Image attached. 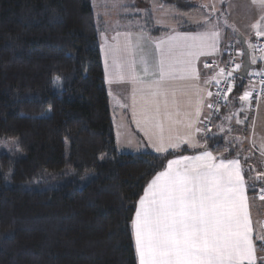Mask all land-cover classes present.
I'll use <instances>...</instances> for the list:
<instances>
[{
	"label": "trees",
	"instance_id": "trees-1",
	"mask_svg": "<svg viewBox=\"0 0 264 264\" xmlns=\"http://www.w3.org/2000/svg\"><path fill=\"white\" fill-rule=\"evenodd\" d=\"M98 35L90 0H0V264H137L130 209L162 169L116 148Z\"/></svg>",
	"mask_w": 264,
	"mask_h": 264
},
{
	"label": "snow or ice",
	"instance_id": "snow-or-ice-1",
	"mask_svg": "<svg viewBox=\"0 0 264 264\" xmlns=\"http://www.w3.org/2000/svg\"><path fill=\"white\" fill-rule=\"evenodd\" d=\"M251 3L258 9V18L250 24V35L259 41L264 38V0ZM112 7L127 11L131 5L113 0ZM199 9L200 16L184 20L178 19L177 13L164 4L154 3L144 23L135 22L136 32L131 30L130 22L128 30L116 31L111 43L107 36L103 37L106 83L128 86L130 95L123 102L114 99L121 109L131 110L133 122L143 133L142 142L132 139L125 142L141 155L148 154L145 149L158 154L153 158L160 161L162 169L151 174L130 209L133 212L130 237L136 261L137 264H264V224L259 225V230L254 227L248 195L251 190L264 201V171L246 165L250 155L242 161L239 150L232 158L214 154L213 150L220 151L217 132L224 133V152L237 145L243 150L239 135L227 137L233 131L232 121L244 124L253 100L258 106L264 99V66L259 71L249 67L258 60L264 62V47L246 37L236 38L235 43L246 44L247 50L234 45L221 49L220 20L213 19L218 11L215 3H201ZM149 20L156 27L168 29V33L153 38L147 27ZM185 23H195L201 30L178 31L177 26ZM224 25L229 26L226 20ZM232 30L237 31L234 27ZM145 41L152 46L154 56L146 52ZM225 52L229 59L220 67L215 58ZM256 52L261 55H255ZM201 57L213 59L200 61ZM198 63L209 71L202 75ZM245 74L248 87L238 96L239 108H230L221 124H214L220 108L228 106L236 81H242ZM253 77H259V97L253 96L257 91ZM59 86L54 82V87ZM211 87L216 88L215 93ZM240 113H245L243 120ZM224 122L228 123L227 129ZM213 127L217 132H213ZM256 148L252 140L249 153ZM189 150L191 154H184ZM258 151L264 158V139ZM4 178L7 180L8 174Z\"/></svg>",
	"mask_w": 264,
	"mask_h": 264
},
{
	"label": "crops",
	"instance_id": "crops-1",
	"mask_svg": "<svg viewBox=\"0 0 264 264\" xmlns=\"http://www.w3.org/2000/svg\"><path fill=\"white\" fill-rule=\"evenodd\" d=\"M204 3L206 2V0H203ZM161 3L155 0H152L150 3ZM148 3V4H150ZM210 3H212L210 1ZM133 4V7L136 8V3H131ZM147 4V5H148ZM164 4V3H161ZM165 6L171 8L175 13H180V14H190L191 15L195 12V10H199V7H196V5L194 4V8L188 12H182L177 10L174 6L172 5H168V4H164ZM218 7H220L219 9H221L223 15L222 17V24L221 25V32H222V36H221V42H220V48L224 49L225 47H227L228 45L233 44L234 45V40H236L237 36L242 37L243 39L245 37L251 36L252 38V42L254 40H256L254 35H250V33L252 32L251 28H250V24L253 23L257 18H258V9L256 6L252 5L251 0H221L220 3L218 4ZM220 11V12H221ZM190 15V16H191ZM215 16L217 17V14H215ZM213 16V17H215ZM178 18V16H177ZM227 21V24L229 26H225L224 25V21ZM185 25H188L190 27L196 26L195 23L191 24V23H185L183 24V27ZM156 27V26H155ZM233 27L237 30L236 32H233ZM157 28V33L154 36L153 33H149L153 38H159L162 36H165L168 33V29L166 28H162V27H156ZM162 28V29H160ZM181 27L180 25L177 26V30H180ZM128 30V27H122V28H118L116 27L113 31H111V33H107L105 31H101L98 35V42H99V50H100V54H101V60H102V66H103V74H104V81H105V86H106V91H107V97H108V103H109V108H110V113H111V118H112V127H113V134H114V140H115V145L116 148L119 152H123V153H140L137 151V149L132 146L130 147L125 141L128 139H132L137 143H140L143 141V133L139 131V129L137 128L136 124L133 122L132 120V114H131V110L130 109H121L117 104H116V99L121 100L122 102L130 95V89L128 88L127 85L124 84H113V85H108L106 83L105 80V72H104V60H105V56H104V52L101 48V45L103 43V37L107 36L109 43L112 42L111 38L116 34V31H120L121 33H123L124 31ZM131 30L133 32H136L138 29L136 27H132ZM201 29H197V31H199ZM156 31V30H154ZM184 32V31H181ZM195 32V31H192ZM120 41L123 42L124 37L121 36ZM264 39V38H261ZM235 46V45H234ZM235 48H240L239 47H235ZM145 50L146 52L149 54L150 57L154 56V50L152 48V46L150 44L147 43V41H145ZM212 57H201L200 61H204V60H208V61H212ZM216 62H221V61H225L228 59V57L225 56V53L223 55L221 54H217L216 56ZM237 59H240L239 57H237ZM263 62L259 61L258 62V66L257 71L261 68V64ZM112 65V60L111 58H109V70L111 71ZM198 68H200L202 70V75L203 72L205 71H209V70H203V64L202 63H198ZM260 67V68H258ZM248 87V84L246 83L245 88ZM214 87H211L210 90L212 91ZM111 93V94H110ZM116 98V99H114ZM238 105V102L235 101L233 98L229 97V104L228 106H223L220 110V113L218 115V118L214 119L215 124L219 125L220 119L223 120L224 115L229 113L230 108L235 110L236 106ZM256 108L258 111H261L264 114V99H261L259 101V105H256ZM255 108V109H256ZM254 111V110H253ZM226 122H224L225 124ZM235 128L240 129V127L238 125L235 124ZM224 133H219L217 132V135H222ZM118 137H119V143H118ZM259 145V144H257ZM237 148V147H236ZM259 146H257L256 149H254V151H258ZM144 151L146 152H150V153H154L152 152L151 149H145ZM198 151V150H197ZM252 150V152H254ZM218 153V152H214ZM156 154V153H154ZM258 162V161H257ZM260 167L261 169L264 170V162H260ZM249 195V194H248ZM250 198V215L251 218L253 220L254 223V227L259 230V225L263 224V219L261 216V213H264V206H259L262 205V203L264 201H260L261 203L258 204V206L256 205L255 200ZM264 204V203H263ZM259 207L261 208L260 213H259ZM261 218V221H259Z\"/></svg>",
	"mask_w": 264,
	"mask_h": 264
},
{
	"label": "rangeland",
	"instance_id": "rangeland-1",
	"mask_svg": "<svg viewBox=\"0 0 264 264\" xmlns=\"http://www.w3.org/2000/svg\"><path fill=\"white\" fill-rule=\"evenodd\" d=\"M210 1L212 3H215V7L217 8V17H219L220 20V24H222V11L221 9H219L220 7H218V4L220 3L221 0H206L205 3H210ZM121 3L123 4H128L131 5V7L126 11L122 8L118 9V8H113L112 4H113V0H90V4L92 7V11L94 14V18L96 21V26H97V30L98 33H100L101 31H105V32H109L111 33V31H113L116 27L118 28H122V27H128V25L132 24V27H136L135 26V22L137 20L141 21V23H144V18L146 16V13H148L152 7H153V3L150 4H142L139 3L137 1H134L133 3H136V8L133 7V4H130L128 2H126V0H120ZM201 3H204L203 0H195L194 4L196 5V7H199V5ZM167 7V6H166ZM170 11L174 12L171 8L167 7ZM199 9V8H198ZM139 10V11H137ZM221 11V12H220ZM202 13V10H195V12L191 15H183L181 16L180 13H177L178 19L183 18L184 20H187L188 17L191 15L192 17H198L200 16ZM158 14V13H157ZM206 14V13H204ZM215 16V15H214ZM216 16L213 17V19L215 20L217 18ZM193 24V23H191ZM147 27L149 29V33H153V35L155 36L157 33V28L153 25L152 21H148L147 23ZM181 27V31L187 32V31H197V29H200L197 25L190 27L188 25H185L183 27V25H180ZM159 28V27H158ZM162 29V28H160ZM156 30V31H154ZM246 38V37H245ZM248 38H250L251 42H252V37L248 36ZM233 45V44H231ZM234 45L235 47H239V44L235 43L234 40ZM246 45V44H245ZM229 46V45H228ZM226 48V47H225ZM247 48V45H246ZM255 55L259 56L261 54L259 53H254ZM226 55V52H225ZM259 62V60H258ZM258 62L256 65H251V69L257 71V66H258ZM236 101V100H235ZM238 105L236 106V109L239 108V100L237 99ZM248 116V120L245 121L244 124L242 125H238L240 127V129L235 128V121L233 120L231 123V127L233 128L232 133H230L227 137V139H233L235 136L239 135L242 139H243V145H242V149L240 145H237L236 147L240 150L241 156L242 158L246 155H250V158L245 162L246 165L250 164L252 165L257 171H260L261 167H260V162H264V158H262L259 153L257 151H253L251 152V154L249 153V149L251 148V142L252 140H255L256 145L260 144L261 140L264 139V114L261 111H258L257 108L252 111L251 109L246 113ZM240 119H244L245 113H240L239 114ZM220 122H222V119H220ZM213 123L215 124V122L213 121ZM220 124V123H219ZM217 125V124H216ZM224 127L227 129L228 127V123L226 122L224 124ZM213 132H217V129L215 127H213ZM221 134V133H220ZM222 138H220V142H223L224 144H222L221 146L224 149V145H225V138H224V134L221 135ZM244 138H248V139H244ZM220 144V143H219ZM259 146V145H257ZM15 141L13 139H6V138H1L0 137V153H6V152H11L15 150ZM211 147V146H210ZM233 150V148H230V150ZM229 150V151H230ZM229 151L224 152L223 150L219 151L218 153H215L217 155H224L226 158H232L234 155L229 156ZM258 161V162H257ZM260 167V168H259ZM70 170L69 169H64L61 173H59L58 175H56V173H50L47 172L45 177V181L49 182V180H52L54 177H62L65 174H69ZM90 179V177H83L80 180V185L83 186L88 180ZM254 181H249V183H253ZM249 197H251L252 199L255 200L254 203H256V205L258 206L259 203H261L258 198V196L256 194L253 193V191H249ZM264 203V202H263ZM262 203V205L259 204V206H264V204ZM259 207V213L261 208ZM264 208V207H263ZM263 216V217H262ZM263 219V224H264V213H261V216ZM261 221V218L260 220Z\"/></svg>",
	"mask_w": 264,
	"mask_h": 264
},
{
	"label": "built area",
	"instance_id": "built-area-1",
	"mask_svg": "<svg viewBox=\"0 0 264 264\" xmlns=\"http://www.w3.org/2000/svg\"><path fill=\"white\" fill-rule=\"evenodd\" d=\"M252 43H258L261 47H264V39H260L259 41H257V40H254ZM256 53H259V52H256ZM259 54H261V53H259ZM233 55H234V52H233ZM226 57H228V59H229V56H228V54L226 53V55H225ZM228 59L227 60H225V61H221V62H217V64H219V66L220 67H224L225 66V64H226V62L228 61ZM209 62H211V61H209ZM260 70V69H259ZM258 70V71H259ZM253 80H255L257 83H256V89H257V91H255V92H253V96L254 97H259V87H260V85H259V83H258V81H259V77H253L252 78ZM245 81H246V83L248 84V78H247V76L245 77ZM221 87H224V85H221ZM213 93H215L216 92V88L214 87L213 88ZM229 96H230V94H229ZM221 104L223 105V101H221ZM256 105H257V103H256V100L254 99L253 100V106H252V108H251V110L253 111V110H255V108H256ZM223 107V106H222ZM221 107V108H222ZM221 108H220V110H221ZM220 113V112H219ZM219 115V114H218Z\"/></svg>",
	"mask_w": 264,
	"mask_h": 264
},
{
	"label": "water",
	"instance_id": "water-1",
	"mask_svg": "<svg viewBox=\"0 0 264 264\" xmlns=\"http://www.w3.org/2000/svg\"><path fill=\"white\" fill-rule=\"evenodd\" d=\"M237 38H239V39H241V40H243V38L242 37H240V36H237ZM240 45V44H239ZM241 46H243L244 48H245V50H247V48H246V45H240V47ZM262 66H264V62L261 64V67ZM249 67L251 68L252 66H251V64L249 65ZM247 75L245 74V77H246ZM245 79V78H244Z\"/></svg>",
	"mask_w": 264,
	"mask_h": 264
}]
</instances>
